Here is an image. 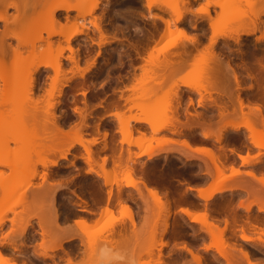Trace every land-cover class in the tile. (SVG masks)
Returning <instances> with one entry per match:
<instances>
[{
  "label": "rangeland",
  "instance_id": "rangeland-1",
  "mask_svg": "<svg viewBox=\"0 0 264 264\" xmlns=\"http://www.w3.org/2000/svg\"><path fill=\"white\" fill-rule=\"evenodd\" d=\"M55 1L56 0H54V2ZM57 1L58 2L56 3H60L59 0ZM63 1L73 6L77 4V1H80V0H63ZM87 1L88 0L83 1L85 2L84 3L85 6L81 5L82 9H86V6H87L86 4H89L91 2L90 0V2L88 1V3H86ZM158 1L160 2L161 6L158 3ZM181 1L182 0H156V2L158 3L156 4V7L154 6L149 10L146 7L147 3L145 2V0H99L98 7L90 15H86L84 17H80L78 11L73 9L67 13L68 21H65L66 13L63 11L62 12L56 11V15L60 19V25L56 24L53 26L52 24V26L50 27H49V24H47L48 18H46L48 15V11L45 10L46 17L44 15V20H40L39 23H37V24H42L43 29L40 32L42 36L40 35V37H42L43 39L47 37V34H46L47 31H45V29L48 30L52 28V31L54 30V31L63 32V31L71 30L74 26H79L81 24H84V27H85L84 35L77 36L70 41V46L74 50V53L71 54L67 49H65L62 52L61 67H62V70L65 72L64 77L70 78L76 72L74 64L68 59L70 56H72L74 60L78 61L79 69H85L86 67L89 66L90 67L89 70L85 72L83 79L79 77H74L71 80V82L68 83L67 86L62 87L61 96H58L57 90L55 88L57 84L55 87H52L53 86L52 79L54 76V72L50 68L46 69L44 67H39L38 70L33 74V78L31 77V75H27V73H23L21 69L20 73L18 74L19 77L12 76V79H11L10 78L11 76H10L8 79L9 81L22 82L23 83L22 86L27 89L31 83L30 87H32V90H33L32 91V98H33L32 100H34L33 103L34 102L36 103V101L39 103V104L37 103L38 105H36L35 114L37 118L40 119V121L42 119L40 117L44 116L42 109L46 110L49 107H51V110L49 108L48 111H50V113H53L54 115L53 121L55 123L57 121L56 124L59 126V128H62V131L67 132V131H70V129L80 127L81 123L84 121V120L82 121L81 116L83 115L85 117L86 124L85 123L84 124L87 127L85 126L83 130L85 133L84 137L87 140L91 138L96 139V144L91 147L92 152H94V155H93L94 163H92L91 168L95 170V172H97L98 174L102 173V170L99 167L101 164V161H100L101 158L109 157V154H110V151L108 149L101 151V148L103 147V142H104L103 137H102V132L104 130L108 131L107 132L108 133L107 142L111 141V144L116 145L115 146L116 150L120 148L121 151L123 150L122 153L126 154L125 150L128 147L127 145H125V143L121 144V147H120L121 136L118 132V124L116 120L114 119V117L109 114L120 110V111H124L125 114L123 116L126 117V119L127 117H129V119L137 117V118H142L146 121H152V122L158 123L162 120V118L159 116L158 111L159 109L162 110L165 108V105H167L166 103H168V101L166 100L170 98V97L167 98V96L165 98L162 91H167V94H170L169 93L170 91H178L181 102H180V106L179 105L177 106L176 111L179 112V113L177 112L179 117L181 118L179 119L181 121L183 120L185 121V118L190 117V115L191 117L192 115L193 117L197 116L196 119H198V121H201V118H202L204 119V121L202 122H205V124H207L206 125L207 127L206 126L204 127L205 131L211 135L213 134V132L214 134L217 133L218 128L221 126V122L220 123L218 122L219 111L220 109H222L221 105H226L224 107L226 108V110H224L223 108V111L226 114L229 113L227 117L231 116L232 118V115H231L232 103H234V99H233V95L231 96V92H233L231 90L233 89L232 88L233 84L230 79V76H228L225 73V69H224L225 64L224 66L223 64H218L215 66V73H216L214 76L215 81L213 80L212 82V84L215 82L214 83L215 85L210 84V87H209L210 89L216 88L217 91H220L219 92L220 94L222 92L221 94L222 97L216 96L217 95L216 92L214 93L213 91V94L211 92V98H208V94L203 93L204 97L202 96L203 99H200V96L194 93L195 91L194 89H196V91H199L198 85H199V80L201 76L200 66H201L202 58L204 54L201 50H204L203 48L209 45L210 43L209 40L212 35L217 36V41L212 47V52L215 54L218 53L220 56H223L222 63H226L225 60H228L229 63L231 62L230 64L232 65V67L233 68L235 67L234 69H236L235 72L237 73V76L242 77V78L239 77L240 79L239 83L241 84L239 86L240 88L237 90H238V94L240 98L243 99L244 104L252 106L253 101L256 103L261 102L260 105H263V108H264V97L261 98L260 96L258 97L256 96L258 95L257 93L258 89L256 88V85L254 84L255 83L254 78H252V75H254L257 72L255 67L253 66V64L255 63V59L259 58L261 54L264 55V50H262L264 49V43H263L264 41L257 42L256 40L262 37V35H264V14L261 15L260 17V21L258 23V28H259L258 31L254 32L251 35H241L239 39H237L238 41L237 40L235 41L234 39H230L227 37V35H229L228 32L231 33L232 31V33H234V30L238 27V23L241 20H244L245 22L247 20L249 21L247 17H250L249 6L243 0L239 1L240 3L236 4L235 6L232 3V0H226V2L224 1L225 4H223L222 7H213V6L206 7L205 0H188L189 4L186 5L187 7H184L181 4ZM48 2L51 3V0L47 1V3L45 4L46 5L45 7H47ZM43 3L45 2L43 1ZM61 3H62V0H61ZM173 3L177 4L180 10H182V12L186 9L190 11L189 12L190 14L186 12L185 14L186 16H184L185 18L183 19L184 21L182 20L181 22H178V23H175L174 21L171 22L172 21L171 14L168 12H162L159 9V7L161 8L164 7L165 4L173 5ZM57 5L54 4V6H57ZM43 6L41 4L40 7H38L39 11L36 10L37 9L36 8L33 12H30L32 16L29 15L30 17L27 20V22L25 21V19H27L28 16L27 18L23 20V22L25 21L28 24L26 25L24 22L22 23V26L23 24H25L23 27L28 26L29 23H31V22H28L29 20L32 21L33 19H37L39 18V15L44 14L43 10L45 7L43 8ZM49 8L51 7L49 6L46 9H49ZM204 8L208 10L210 17H212L211 19H213L211 20L214 24L212 27L211 26L209 27L208 25L209 23L207 22L208 19H204L206 17H203L204 13H202V11ZM36 11H37V15L35 13ZM14 15H16L15 10L12 8H8L7 10L8 19L13 17ZM153 15H159V16L161 15L160 17L170 22L171 26H169L170 28L168 30L169 32L168 31H167L168 33L166 32L167 34L164 32L165 31L164 25L160 21L154 20L152 18ZM200 16L201 18H199ZM95 20L97 21V23H99V26L101 27L100 30L103 32L106 38H108L106 39V42L103 44H100V41H99V37H100L99 31L96 30L94 26L92 25V22ZM191 24L194 26H192ZM3 26H4L3 23L0 22V34L4 30ZM26 28H24L25 30L24 37H25V42L28 43L27 41L28 39L26 40V38H28L30 35V30L28 31V28L30 27L28 26ZM26 30L28 31L27 34L29 33L28 36L26 35ZM162 30H164L163 32L165 33V35L161 37V34L163 33ZM181 31L184 34H181ZM63 37H64V33H61V35L55 34L49 38V40H51V43H52V52L51 50L48 51L51 54L50 56H52L48 58L50 59V61L56 55L55 51H56L58 43L61 44L63 47L66 46V42ZM186 38L187 39L189 38L197 39L195 41L198 42V44H195V42H194L195 45L192 42L189 43V41H187ZM6 44H10L12 47H14L17 45V42L14 39L8 38L6 39ZM190 44L192 46L197 45L196 47H194L195 50H193L194 48H192ZM36 45L42 47L39 50L37 49L38 51L41 52V49L44 50L43 41H39L38 43L36 42ZM183 45L186 47L185 51L188 50V48L190 47L191 48L189 49L190 52L187 51L188 53L186 56L188 57L181 56L182 57L181 59L178 56L180 52L182 51L179 49H182ZM163 47H165V50L161 52L160 49ZM23 48L20 47V51L22 52L21 57H25L24 62L29 63L30 59L28 58L29 56L27 54L29 50L27 52L25 51V49L27 50V48L29 49V47L27 46V48L26 47H23ZM253 48L256 49V51H253V55H251ZM149 49L153 50V55L155 54L159 55L161 53L159 55L160 58L163 59L162 56H164L167 58H171V60L175 62H178L179 63L178 68L172 73V75L170 76L166 84L158 90H155L153 88V84L150 82V79L149 80L146 79V76L143 77L145 78V80L143 79L144 81L140 83L141 85L140 84L138 85L137 87L138 90L136 92V94H138L137 95L138 98L135 103L138 104V107L132 108L131 110L128 111L127 108L129 107L130 104L128 102H125V98L131 94L129 90H127V88L134 83L133 78L136 77L137 79L138 76H141L140 75L141 73L142 74L144 73L143 71H141L140 68H141V65L144 64V62L142 63V61H143V58L145 59L146 55H148L147 52H149ZM178 50L179 52H177ZM6 54L7 55L0 57V61L3 62L9 68L12 58L9 55L10 53L6 52ZM43 54H45V55H42L44 57L47 55L46 53H43ZM158 55H157V58H159ZM26 58L29 60V62L26 60ZM46 58L45 59L43 58V59L47 61ZM14 61L16 62L17 60L15 59ZM127 64H132L133 66H136V69L132 70L133 74L129 76L126 80H123L122 84H120L121 92L119 94V97L116 99L115 97L112 96L111 98H106L105 100L103 99V101H100V99L103 98V92L109 90L108 85H106V83L103 80H109L107 77L109 75H112L115 73H124L125 70L128 69V67L126 66ZM113 66H119L120 68L112 70L111 68ZM250 68L253 70L252 73L253 72L255 73L253 74L250 73L251 72ZM248 69H250L249 74L247 72ZM245 70L247 73L245 72ZM105 71H106L107 76L103 75ZM29 76L31 78H29ZM81 80L84 81L83 90L86 91L84 96L80 95L81 90L77 91L78 92L77 93L76 91H73L71 88H68L70 87L69 85H71L72 87L74 83H76L77 81L79 82ZM250 85H253V86H250ZM3 86L4 84L0 81V94L4 93V91H2ZM25 91L23 92L17 91L18 93H15V91H13L14 92L13 94L16 96L15 98H13L12 95H11L12 97L9 95L7 97V101H8L7 103L5 100L6 98L4 99L1 96L4 94L0 95L2 97V98L0 97V115L2 114V117L0 116V127H7L8 125L14 126L12 125L14 123L17 124L18 126H20L21 123L25 124V122H23L22 120L23 113L25 114V111H28L30 109L32 110V107L34 106L31 103L28 104V101L26 98L27 94H25L28 91L26 92ZM146 91L147 92L148 91H158V93L153 95V93L150 92L151 95L148 96L150 93L148 92L149 94H147ZM223 94H225V96ZM11 98L12 100H15L13 106L11 103ZM36 98H41V102H40V99H36ZM188 98H191V101H192L191 105L188 103ZM256 99H259V100L257 101ZM108 100H111V101H108ZM24 102L26 103L24 104ZM213 102L217 106H215ZM20 103L22 104L20 105ZM47 105H49V107H46ZM218 105L221 108H218ZM28 106H30L31 108ZM100 106H102L103 108H99ZM26 107H28V109ZM70 109H72V111ZM243 110L244 112L248 111L246 107L243 108ZM10 112H11V116L13 115L12 117H14V118H10L12 120L9 119V121L11 122L13 121L12 124L9 121H6V118H5V116H7L6 114ZM79 113L81 115H79ZM9 116L10 114L7 117ZM16 117L19 119H16ZM231 118L229 117L228 119L231 120ZM14 119L16 121H14ZM234 119L235 118H233L232 121H229V120L227 121L232 122L233 124H237L239 120L237 119L235 121ZM129 125L134 129L141 128L140 131L144 129L143 131L147 135L146 137L147 138L150 137L151 132L147 125L142 124V123H134L131 120H130ZM96 126H98V129H96ZM196 126H199V125H197L196 123V125L193 126L196 129L192 128V130L190 131L180 130L181 135L180 133L177 134L178 132H176V134H174L173 136V133L162 131L154 135L153 137H155L154 139L156 138L159 139L162 137V135L164 136L166 134L167 136L165 137L167 138L171 137L170 139H174V140L177 139L176 140L177 142L178 141L181 142V140L186 139L187 137L192 147L196 146L195 144L193 145L192 143L197 142L198 144L197 147H202V146L208 147L217 152L219 150L217 146L221 147L222 149H224V152H225L224 153L225 157L222 156L223 155L222 154L221 160L223 161V163L225 161L224 165H226L225 166L226 175H227L228 166L230 167V165L232 166V164L234 165V168L238 169L239 171L243 170L242 166L244 165L241 163L242 165L239 166L237 161L234 159V157H237V154L242 155L246 151L250 155L254 156L255 154V156L257 157L256 159L257 160L259 159L260 161V157H261L260 151L264 153L262 149L258 150L257 148L251 145L250 141L247 140L248 139L247 137L248 135H246L247 132L243 129L242 126L238 127L236 132L235 131L231 132L230 127L226 126L225 127L226 130L224 129V131H222V133L224 132L223 137L226 134L225 135L226 139L224 140L223 138L221 142L213 141L214 140L213 138H212L213 140L204 138L205 141L197 138L196 132H198V130L200 129L199 127H196ZM16 132H18V129L16 130ZM109 134L112 136L111 139H110ZM243 134L246 136H243ZM10 136H11L10 132H6L5 130L4 131L2 130L0 132V144H1L0 145V151H1L0 158H4L5 156H8V155H9L8 157L10 156L13 157L12 154H15V152L23 153L21 147H19L21 146L19 144L21 143L20 141L22 140H19L18 142L20 143L18 144V142H16L15 139L11 140L12 139L11 138L9 140ZM20 136L21 135H19L18 137L17 135L18 138H20ZM138 136H139L138 133L134 131L131 135V138L134 139ZM222 143L224 144V147L226 149L231 150L232 148L234 152L230 150L227 151L222 146L223 145ZM151 144L155 145L154 141H152ZM75 146L76 147L72 148L68 152L66 160L59 159L57 152L53 154H48L47 159L48 160L57 159L59 165L56 167L47 166L44 168L41 165L37 164L35 167L37 175L30 180V185H27V179L30 176V173H29L30 170L26 171L25 169L24 170L25 173H21L20 175L18 174V176L15 177V176H9L10 170L7 167L0 165V182H3V184L6 183V186H7L5 187L6 190L4 193L0 191V213L5 212L3 215V223L0 225V252L5 258H7V262L9 261V263L7 264H11V263L19 264L21 260H23V258H21L20 256H25V255L24 253L20 252V250L31 247V245L36 241L37 231L41 232L43 243L44 241H46L47 237H51V233L54 232V231L48 232L49 229L46 227V224L45 225L43 224L42 228H39L37 225V221H38L37 217L41 219L40 216L41 214L43 215V213H41L43 204H41L39 205V208L36 209V211L32 212L33 216L31 217V222L33 224V227H32L33 229L31 230V228H29L27 232H25L23 235L20 236L18 240L15 241L14 247L18 249L13 250V247H11L9 244V241H10L9 239L11 238V234H12L11 220L18 219L22 214H21L20 206H15L13 208L14 211L13 210L11 211L12 204L14 202L13 200L15 197L13 195L14 193H10L11 190L14 192L16 191V193L25 191L26 193L25 200L32 201L34 203L41 202L40 198L38 197H42V196L33 198L34 196H32V193L38 192V190L39 192L40 190H44V191L47 190V193L44 192L46 199L43 197L45 200L43 209L46 210V207L48 206V203L50 202V200L51 202L53 201L52 204L56 205V208L58 210L57 211L58 217H57L56 223L59 229L62 230V233L61 232L60 233L63 234V237H66V238L73 237L78 232V229L76 228L75 224L73 227H70V228H66L63 225V222L67 221L69 218H74L75 221L80 218L84 219L86 222L90 224V228L88 230H91L93 228L92 226L94 222L100 219L101 212L103 209V205H102L103 199H104L103 196L105 195L104 192L105 190L108 189V186L107 187L103 186L102 185L103 179H101L100 177L94 176L95 175L94 173H91L90 175L85 174V172L88 171L89 169L88 165L84 161V158L86 156L85 152L78 145H75ZM178 146L180 147L178 149L181 150L182 147L180 145ZM169 147H172V145L171 146L169 145ZM167 148L168 146H163V148H161V151L157 152V154L153 157V161H149L147 159L148 158L147 155H141L139 157H136V159L133 158V162H131L132 164L130 163L132 167L131 166L130 167L135 172L134 179L138 180V177H139L141 180H144L147 183L145 175H147L148 173L149 174L151 173L152 178H153V181H152L153 186L157 188L159 193L163 194L162 196L165 195L166 197L169 195L167 198H170L172 196L173 198H175L173 200H176V198L177 199L180 198L178 192H180L181 190V194H180L182 195L181 197L186 202H189V204L191 203V205L192 204L196 205L200 209L204 208L203 206H205L206 209L208 208L207 210H209L210 208L211 210L210 215H212L213 213L212 216H216L215 219H217L216 222H218L217 224L219 225V227L220 226L223 227V221L225 220V216L226 218H228L227 220H230L231 219L230 217L232 215H235L237 222L235 223L234 226L230 227L228 231L226 232L225 237H224V239H226V243L229 246H232L233 244L235 248H242V249L247 250L250 253L251 259L253 262H256V263L261 262V264H264V246L261 242L257 240V237L261 233L264 234V212L263 211L258 212L257 210H253V207H252L254 205L253 200L251 201V199L247 200L248 198L247 199L244 198V195H243L244 192L242 191L241 192L234 191L233 193L226 192L224 195L215 196L213 199L207 202L203 201L202 199L198 197L196 198L195 196H193L192 194L194 192L193 190L192 191L185 190L184 192L183 189L186 186H190L191 188H194L195 184L197 183V182H184L185 179L182 178V175L184 173L190 174V173H194L195 171L201 170V169H203V171L206 174L210 172L209 173L210 182L208 183V185H210L211 182L213 181L212 179L213 176L210 177V174L212 175L211 167H210V171H208V169L204 167L205 162H207L208 160L203 155H200L194 152L192 155H194L193 157L195 159L193 158L194 160L192 159L190 161H186V159L184 160L183 156H181L178 152H176L177 150L176 151L173 150L174 152L173 151L170 152L171 154L165 153L163 149L166 150ZM173 148H176V147L173 145ZM216 148L218 150H216ZM128 149L131 151V153H140V150H138V148L133 145L129 146ZM155 153H156V149L154 150V154ZM228 153H230L231 156H228ZM73 155L75 156V159L73 160V163L71 164L70 162L73 159L72 158ZM177 157L179 158L178 160L176 159ZM153 162L155 163V166H156L155 167L156 170H154L155 173L153 170H150V168L152 167L151 165L154 164ZM202 163L204 164V166ZM111 168H112L111 162L108 161L105 169L112 171V173H114L116 176L115 180L119 179L118 181L122 183L123 181L120 180V178L122 179L121 172L112 170ZM206 169H207V172H206ZM43 173H46L45 180H43L41 177ZM174 178L175 180L178 179L179 181L177 180L174 182L172 180ZM229 180H232V178ZM234 180L242 181L240 178L237 180L236 179ZM227 182L229 181L227 180ZM179 183H182V184H179ZM229 183L230 184L224 183L225 188H229L230 185L233 186L231 182ZM174 184L175 185L179 184V185H177L175 188L172 189V191H170V189L168 188L169 185H174ZM47 187H50V188L52 187L53 189L56 188V190L54 189L53 191L55 192L52 193V192H49L48 189H46ZM111 189H112V192L116 193L115 184L111 185ZM165 191H166V194H164ZM119 193L121 194V198H123V201L125 200L127 202L125 203L126 205L128 206L130 204L132 205V207L131 205L129 207L130 209L132 208L131 211H133L132 214H133V219H134L135 226H136V228L133 231H136V232H132V233L133 234L136 233L134 234L135 237L129 232V230L132 231L131 230L132 228L129 225V222L127 221V219L124 217L122 218V215L120 214V209L118 208L119 206H117L116 204L117 207L115 205L114 206L112 205L113 206V209H112L113 217L117 219L122 218L121 220H123L122 222L125 224V226L123 223L120 225V226H123L122 228L123 233L125 231L130 233V235L126 233L128 235V237L126 236L127 238L125 237L124 234H123L124 238L122 239V236H123L122 234L118 235L117 237L116 235H108L107 233H105L103 234V236L98 237L96 246L94 245L93 248L90 250L89 247L87 246L86 238L82 235L81 240L76 239V241L70 243L69 245L70 246L69 248L74 249V251L76 252L75 256L69 255L68 253H66L63 257H56V256L51 257L47 255L46 257L40 258L36 256V254L35 256L43 260L50 259L51 264H58L57 260H61L62 258L66 259V264H121L122 260L120 256L116 255V250L122 246H125V247H128V249L132 251L133 256L129 260L123 262V264H154L153 262L154 260L152 257L154 256L155 253H157V250L159 248L161 250L160 252L161 261H163L162 264H172V263L173 264H195L194 261H192L191 257L184 251L183 252L185 254L178 253L177 251H174V250H171L170 252L167 251L168 247H170L171 245L172 246L177 245L181 247L184 243L185 246H188V247L190 246L191 249L193 248L192 250L194 253L201 255L203 257V260H205V264H208L207 261H209L210 264H225V261L221 259V257L218 255L217 252H215L214 249L211 248L210 250L204 251V247L209 246L210 244L211 245L215 244V245L222 247L223 249H227V248L223 245L222 241L218 240L217 242H212L210 238L205 234V232L200 228L198 223L191 222L183 214L177 212L176 215L173 214V216L169 219V223H173L175 221L174 222L175 224L173 225V232L175 234L178 231L175 232L174 230H179L180 234L179 233L178 234L180 235V237L177 236L176 237L177 239H172L173 236L175 238V235L172 236V234L169 233L167 235H171L172 238H170V236H167L166 234L162 238H160L159 235L161 234L160 232L162 230L161 229L162 227H160L161 224L158 228V230L159 229L161 230L159 231L157 230L158 235L157 233L155 235L150 233V228H149V223H148L150 219V218L148 219L150 211L145 210L144 203L142 202L140 197L137 195L136 191H134L133 188H130V187L127 188V187L121 186ZM74 194L75 195L77 194L81 200H85V201H87L88 198L90 199L93 198L94 201L97 202V204L102 206V208L100 210L96 209V214L88 218L85 216L84 213H79L75 211V209L80 208V207L75 206L74 205L75 203H80L81 205H84V204L81 203L79 200H77V198L73 196ZM43 198L41 199L43 200ZM113 198H114V195H113ZM239 200H242V201L244 200L243 201L244 204L251 205L249 212H245L244 209H241L238 206ZM226 201H228V204L230 201V204L232 205L229 204L228 206H231L233 211H231L232 209H229V207H227ZM225 203L226 205H224ZM259 203H261L259 204V206H262L264 208V197L259 201ZM149 204L151 205L150 199H148V205ZM86 205H89V207H91L92 209L95 208V206H92L89 203ZM223 207H224V210L225 208H228L226 209L227 211L225 210V213H227L229 210L228 212L229 214L224 213ZM174 208H172V210H174ZM213 209L218 213H214L215 211L212 212ZM46 213H44L45 216H46ZM227 215H229V217ZM179 216L181 218H179ZM22 217H24V215ZM176 219L178 221H176ZM101 220H102L101 222L105 221L103 220V218ZM126 222H128V225H126ZM137 222H140V223H137ZM176 225L178 227H176ZM242 225L244 228L241 227ZM120 226H118L119 229H120ZM124 227L126 229L125 231H124ZM241 228L244 229L243 233L241 232L242 231ZM115 229L117 232L118 229L116 227ZM242 234L248 238H251L252 241L242 240L241 238ZM153 238H155L156 241H154ZM261 238H263V236H261ZM120 239L121 241L124 240L123 242H125V244H122ZM159 240L163 242H167L166 243L167 245L159 247V245H157ZM51 241H52V244L50 245H45L43 243L39 245L38 247H40V249L35 250L34 253L39 252L41 249L43 250V248L45 249L47 248L46 250L48 251L49 248L56 245V241L54 240H51ZM102 242H104L103 246H101V244H103ZM146 242H147V246L148 244L151 243V245H149L151 248H148L145 245ZM154 244H155V248H153ZM9 247H11V249ZM148 251L151 252L152 257L151 256L149 257L150 254L148 253Z\"/></svg>",
  "mask_w": 264,
  "mask_h": 264
},
{
  "label": "bare ground",
  "instance_id": "bare-ground-1",
  "mask_svg": "<svg viewBox=\"0 0 264 264\" xmlns=\"http://www.w3.org/2000/svg\"><path fill=\"white\" fill-rule=\"evenodd\" d=\"M43 1L45 3H43ZM47 1L48 0H42V1L41 0H0V22H2L3 25H4L3 26L4 30L0 34V57H3L4 55H7L6 52H8V53H10L9 55L12 58L9 68L3 62L0 61V81L4 84L3 89H2V91H4V93H1V94H4V95H1V94L0 95L4 99L6 98L5 100H6V103H7L8 102L7 101V97L9 95L10 96L12 95L13 98H15L16 95L13 94L14 93L13 91H15V93H18L17 91H20V92L22 91L23 92V91L26 90V91H28L27 93H25V94H27L26 98H27L28 104L31 103V104L34 105L32 107V110L30 109L28 111H25V114L23 113L22 120H23V122H25V124L21 123L20 126H18L15 123L12 124L13 121L12 122L9 121L10 118H14V117H12L13 115L11 116V112L6 114L7 116L9 114L11 116V117L10 116L9 117L5 116L6 121H9L14 126H11V125L9 126L8 125L7 127H0V132L2 130L3 131L5 130L6 132H10L11 136H10L9 140L11 138H12L11 140L15 139L16 142H18L19 140H22V141H20L21 143L18 142V144L20 143L19 145H21V146H19V147H21L23 153L15 152V154H12L13 157H11V156L8 157L9 156L8 155V156H5L4 158H0V165L4 166V167H7L10 170V175L9 176H15L16 177V176H18V174L20 175L21 173H25V171H24L25 169H26V171L30 170V172H29L30 176L27 179V185H30V180L37 175L36 168H35L37 164L41 165L44 168L47 167V166L56 167V166L59 165L57 159L48 160L47 159V155L48 154H53V153L57 152L58 156H59V159L66 160L68 152L72 148L76 147L75 145H78L79 147H81L84 150L85 155H86L85 158H84V161L89 167L88 171L85 170L86 171L85 174L90 175L91 173H94L95 174L94 176H97V177H100L101 179H103V184H102L103 186H106V187L108 186V189L105 190V192H104L105 195L103 196L104 199H103V203H102L103 209H102V212H101V217H100V219H98V220H96L94 222V224L92 226L93 228L91 230H88L90 228V224L88 222H86L84 219L80 218V219H78V220H76L74 222L76 228L78 229L77 234H75L73 237H70V239L69 238H64V239L58 241L57 245H55L54 247L49 248V250H51L52 248H60L63 243H66V242H68V241H70L72 239L81 240L82 239V237H81L82 235L86 238L87 246L91 250L94 245L96 246V243L98 241L97 240L98 237L103 236V234H105V233H107L108 235H116L117 237L120 234H122V235L124 234L125 237L126 236L128 237V235H130V233L132 235L136 234V233H134V234L132 233V232H136V231H133L136 228V226H135V222H134V219H133V214H132L133 211H131L132 208L130 209V207H129L131 204L129 206L126 205L125 203H127V202L125 200H124L125 202L123 201V198H121V194L119 193V190H120L121 186H124V187H127V188L128 187L133 188L134 191H136L137 195L142 200V202L144 203L145 210H149L150 211V214H149V217H148V219L149 218L150 219H149L148 223H149V228H150V233L151 234L155 235L157 233V230H158L160 224H161L160 227H162L161 228L162 230L159 229V230H161V232H160L161 234L159 235L160 238H162L165 234L167 235L169 233L172 234V236L175 235V238H174V236L172 238L171 235H167V236H170V238H172V239H177L176 238L177 236L180 237L179 230H174L175 232L178 231V232H176L177 234L176 233L174 234V232H173V225L175 224L174 223L175 221L174 222L172 221L173 223H169V219L173 216V214L176 215V213L179 212V213L183 214L185 217H187V219H189L191 222L198 223L200 228L205 232V234L210 238V240L212 242H217L218 240L222 241L223 245L227 248V249H223L222 247L212 243L213 245L210 244L209 246H205L204 247V251L205 250H210L211 248L214 249L215 252H217L218 255L221 257V259H223L225 261V264H261V262L260 263L253 262L252 259H251V255H250V253L247 250L242 249V248H235V246L233 244H232V246H229L226 243V239H224L226 232L228 231V229L230 227L234 226L235 223L237 222V219H236L235 215H232V216L230 215L231 216L230 220H227L228 218H226V216H225V220L223 219L224 220L223 221V227L220 226L221 227L220 228L219 225L217 224L218 222H216L217 221V219H215L216 216H212L213 213H212V215H210L211 214L210 213L211 212L210 208H209V210H207L208 208L206 209V207L203 206L204 208L200 209L196 205H193V204L191 205V203L189 204V202H186L181 197L182 196V195H180L181 194V190H180V192H178L180 198H178V199L176 198V200H173L175 198H173L172 196H171L172 198L171 197L167 198L169 195L166 196V197H165V195L162 196L163 194L159 193L157 188L154 187L153 185L152 186L148 185L144 180H141L139 177H138V180H135L134 179L135 172L133 171V169L131 168L132 166L130 165V163L133 162V158L136 159V157H139L141 155H147V157H148L147 159L149 161H153V157L157 154V152L161 151V148H163V146H168V148L166 150L163 149L165 151V153H170L173 150L174 151L177 150L176 152H178L181 156H183L184 160L186 159V161L192 160L194 158L193 157L194 155H192V154L195 152V153L203 155V156H205L207 158L208 161L205 162V166H204L203 163L202 164H203L204 167H206L208 169V171H210V167H211L212 175L210 174V177L213 176V178H212L213 181L210 184L211 188L208 189V190H201V189L191 188L190 186H186L183 189L184 192H185V190L197 191V197L202 199L205 202L213 199L215 196H222L226 192L233 193L234 191H240V192L242 191V192H244L247 195L248 198L249 197L252 198L251 201L252 200H256V201H253V203L258 202V200L260 201L264 197V174H263V172L260 170L262 172V174H260L259 177H258V173H256V175H257L256 176L255 173L250 171L251 169L249 171H245V173H244L245 177L248 176V178H251L252 180H255V182H257V185H258V183H260L259 185L261 186V188L255 187V185H253L252 182H249L250 184L252 183L250 185L246 181L247 178L245 179L244 174L242 172H240L238 169L234 168V165L232 163H231L232 166L231 165H230V167L228 166L230 173L228 172L229 175H226L225 174V172H226L225 171V169H226L225 166L226 165H224L225 161L223 163V161L221 160V155L223 154L222 156H224L225 152H224V149H222L221 147H218L219 150L216 148V150H218V152H217V151H214V150H212V149H210L208 147H203V146L202 147H197V145H198L197 142L196 143H192L193 145L194 144L196 145L195 147H192L190 145L187 137H186V139L181 140V142L180 141L177 142L176 141L177 139L176 140L170 139L171 137L170 138L165 137V136H167L166 134L164 136L162 135V137L159 138V139H157V138L154 139L155 137H153L154 135H156V134H158V133H160L162 131H167L169 133H173V136H174V134H176V132H178L177 134H179L180 130H188V131H190V130H192V128H195L193 126H195L196 123H197V125H199V126H196V127H199L200 130L202 129L200 133H201V136L203 138L209 139V140L213 138L214 139V140L212 139L213 141L221 142L223 138H224V140L226 139L225 138L226 134L223 137V133L224 132L222 133V131H224L226 126L230 127L231 132H233V131L236 132L238 127L242 126L243 129L247 132V134L245 132V134L248 135L247 136L248 139L247 138L246 139L248 141H250L251 145L253 147L257 148L258 150L262 149L264 151V108H263V105H260L261 102L260 103H256L254 101H253L252 106L244 104V101H243L242 98H240V96L238 94V90H237V89L240 88L239 86H240L241 83H239V80H240L239 77L240 76H237V73L235 72L236 69H234L235 67L233 68L232 65L230 64L231 62L229 63L228 60H225L226 63H222V57L223 56H220L218 53L215 54V53L212 52V47L217 41V36L216 35H212L210 40H209L210 41L209 45L208 46L206 45L207 47H204L203 48L204 50H201L204 54H203L202 63H201V66H200L201 67L200 68L201 69L200 70L201 71L200 72L201 76H200L199 85H198V90L199 91H196V89H194L195 90L194 93L198 94L200 96V99H203V97H204L203 93L208 94V98H211V92L213 94V91H214V93L216 92V94H217L216 96L222 97V95H221L222 92L220 94L219 93L220 91H217L216 88L215 89H210L209 87H210V84H212V82H213V80L215 78L214 77L215 74H216L215 73V66L218 65V64H223V66H224V64H225V66H224L225 73L228 76H230V79H231L232 84H233L232 85L233 87L231 86L233 88L231 90V91H233V92H231V96L233 95V99H234V103H232V113H231L232 118H231V116H229L231 118V120L228 119L229 117H227V115H229V113L226 114L223 111V108L226 105H221L222 109H220V111H219V120H218L219 123L221 122V126L218 128V130H217L218 132L216 131L217 133L214 134V132H213V134L211 135V134H209L208 132L205 131L204 127L207 124H205V122H202V121H204V119H202V118H201V121H198V119H196L197 116L193 117V115H192V117H191V115L189 113L191 118L190 117H186L188 119L185 118V121L184 120L183 121L180 120L181 118L178 115L179 112L176 111L177 106L178 105L180 106V102H181L180 95H179L178 91H170L169 92L170 94H167V91H162V93H163L165 98H166V96H167V98L168 97H170V98H168L166 100V101H168V103H166L167 105H165V108L164 109L161 108L162 110L159 109V111H158L159 116L162 118V120L160 122H158V123H155V122H152V121H146V120H144L142 118H137V117H134V118L130 117L131 119H129V117H127V119H126V117L123 116L125 114L124 111H120V110L117 111V112L109 114V115H112L114 117V119L116 120V122L118 124V132H119V134L121 136L120 147H121V144H124V143L128 147L133 145V146L137 147L138 150H140V153H131V151L128 149V147L125 150L126 154H123L122 153L123 150L121 151L120 148L116 150V148H115L116 145L111 144V141L107 142V137H108V133L107 132L108 131L104 130L102 132V137H103V141L104 142H103V147L101 148V151H104V150L108 149L110 151V154H109V157H102L101 158V160H100L101 164H100L99 167L101 168L102 173L98 174L97 172H95V170H93L91 168L92 163H94V158H93L94 152H92L91 147L96 144V139L95 138H91L89 140L85 139V137H84L85 133L83 131L85 126H86L85 125L86 124L85 123V117L83 115L81 116L82 121L83 120L84 121L81 123L80 127H77V128H74V129H70V131H67V132L65 131L64 132V131H62V128H59V126L56 124L57 121H56V123L53 121V118H54L53 116L54 115H53V113H50V111H48L49 108L51 110V107H49V105H47L46 107H49V108L46 109V110L42 109V112H43L44 116L42 115L43 117H40V118H42L41 121H40V119H38L36 114H35L36 105H38L39 103L37 101H36V103L35 102L33 103V101H34V100H32L33 99L32 98V91L33 90H32V87H30L31 83H30V85H29V87L27 89V88H24L22 86L23 83L20 82V81H15L14 82V81H9L8 80L10 76H11L10 77L11 79H12V76L19 77L18 74L20 73L21 69H22L23 73H27V75H31V77L33 78V74L38 70L39 67H44L46 69L50 68L54 72V76H53V79H52V84H53L52 87H55L56 84H57V86L55 88L57 90L58 96H61L62 87L67 86L68 83L71 82V80L74 77H79V78L83 79L85 72H87L89 70V68H90L88 66L85 69H79L78 61L74 60V58L72 56H70L68 58L74 64L75 70H76V72L72 75V77L65 78L64 77L65 72L62 70V67H61L62 52L65 49H67L71 54L74 53V50L70 46V41L73 38L77 37V36H81V35L85 34L84 24H81L79 26H74L71 30H67V31H63V32L62 31H54V30L52 31V28L48 29V30L45 29V31H47V33H46L47 37L45 39H43L42 37H40V35H41L40 32L43 29L42 24H37V23H39L40 20H44V15L46 17L45 10L48 11V15H49V16L47 15V17H46V18H48L47 24H49V27L52 26V24H53V26L56 25V24L60 25V19L56 15V11H61V12L63 11V12L66 13L65 21H68L67 13L70 10H73V9L78 11L80 17H84L86 15H90L98 7L99 0H91V2H90V0H88L90 3L86 4L87 5L86 9H82L81 8V5H84V3H85V2H83L84 0L77 1V4H75L73 6L69 5L68 3H65V1H63V0H62V3H61V0H59L60 3H56V2H58L57 0L55 2H54V0H53V2L51 0V3L48 2L47 7H45L46 6L45 4L47 3ZM88 1L86 3H88ZM224 1L226 2V0H205V4H206V7L207 6H210V7L211 6H213V7H222L223 4H225ZM239 1H241V0H232V3L235 6L236 4L240 3ZM243 1L249 6L250 17L251 18L247 17V19H249V21L247 20L246 22L244 20H241L238 23V27L234 30V33H232V31H231V33L228 32L229 35L226 34L228 38L234 39L235 41L237 39H239V37L241 35H251L254 32L258 31V29H259L258 28V23L260 21V17H261V15L264 14V0H243ZM82 2H83V4H82ZM145 2L147 3L146 7L149 10L152 7H154V6L156 7V4H158V3L160 4V2L158 1V3H157L156 0H145ZM41 4H42V6L44 5L43 8L45 7L44 10H43L44 14L39 15V18H37V19H33L32 21H30V20L28 21V22H31L28 25L30 27V28H28V31L30 30V35H29L28 38H26V40L28 39L27 40L28 43H26L25 42V37H24V31H25L24 28H26L28 26H25V27H23V26L25 24L26 25L28 24L26 22L29 19V17L32 16L30 12H33L36 8H37L36 10H38V7H40ZM54 4L55 5L58 4V5L54 6ZM181 4L184 7H187L186 5H188L189 2H188V0H182ZM49 6L52 8V9L49 8L51 11L49 9H46ZM160 6H161V4H160ZM255 7H257V8H255ZM8 8H12L16 12V15L11 17L10 19H8V17H7ZM159 9L162 12L170 13L171 16H172L171 17L172 18L171 22L174 21L175 23L181 22L185 18L184 16H186L185 15L186 12H188V13L190 12L187 9L182 12V10H180L179 6L177 4H174V3H173V5L172 4H168V5L165 4L164 7H162V8L159 7ZM35 13L37 15V11ZM202 13H204L203 17H206L204 19H208L207 22L209 23L208 24L209 27L210 26L212 27L214 24H213V22L211 20H213V19H211L212 17H210V14H209L208 10L206 8H204ZM27 16H28V18H27ZM160 16L159 15H153L152 18L154 20L160 21L164 25V30L165 31L162 30V32L164 31L166 33L169 30V28H170L169 26H171L170 22L167 21V20H164ZM25 18H27V19H25ZM199 18H201V16ZM24 19H25L26 22L24 21L25 24H23V26H22V23H24L23 22ZM92 25L100 33L99 34V36H100L99 37L100 44L105 43L106 39H108V38H106V36L100 30L101 27L99 26V23H97V21L95 20V21L92 22ZM192 26H194V25H192ZM45 28H47V27H45ZM180 30H181V28H180ZM28 31L26 30V35L27 36L29 34V33L27 34ZM182 31H181V34H184L183 33L184 31L183 32ZM164 32L161 34V37L165 35ZM61 33H64V37L63 38H64V40L66 42V46L63 47L61 44L58 43L56 51H55L56 55L50 61V59H48V58H50L52 56H50L51 54L48 51L51 50V52H52V43H51V40H49V38L51 36L55 35V34H57V35L60 34L61 35ZM185 33H186V31H185ZM211 34H212V32H211ZM159 37H160V35H159ZM8 38L16 40L17 45L12 47L10 44H6V39H8ZM186 40L189 41V43L192 42L194 44V42H195V44H198V42L195 41L197 39H194V38L193 39H191V38L187 39L186 38ZM256 40H257V42H260V41L263 42L264 41V35H262V37H260V38H258ZM39 41H43V44H44V47H43L44 50L41 49V52L38 51V50L40 48H42V47L36 45V42L38 43ZM27 46L29 47V49L27 48ZM183 46H182V49H179V50H182L180 52L179 56H178L181 59H182V57H188L186 55H187L188 52H190L189 49L191 48L190 47V48H188V50L185 51L186 47L184 46L185 47L184 48ZM196 46H192V48H194ZM20 47H22V48L26 47L27 48V50L25 49L26 52L29 50L28 51L29 53L27 52V54L29 56L28 58L30 59V62L26 58V60L29 63H25L24 62V58L25 57H21V53L22 52L20 51ZM54 48H53V50H54ZM161 49H160V51L162 52L163 50H165V47H163ZM179 50L177 52H179ZM193 50H195V48ZM262 50H264V49H262ZM44 51H46V52H44ZM213 51H214V49H213ZM253 51H256V49H254V48L252 49V52H251L252 54L251 55H253ZM42 52L46 53L47 55L45 57L42 56V55H45ZM147 53H148V55H146L145 59L143 58V61H142V63L144 62V64L141 65V68H140L141 71H143L144 73L143 74L141 73L140 74L141 76H138L137 79H136V77L133 78L134 79V83L127 88V90H129V92L131 94V95H128L125 98V102H128L130 104L129 107L127 108L128 111L131 110L132 108H137L138 107V104L135 103L137 98H138V96H137L138 94H136V92L138 90L137 89L138 85L142 81L145 80V78H143V77L146 76V79H148V80L150 79V82L153 84V88L155 90H158V89H160L161 87H163L166 84V82L169 80V78L172 75V73L178 68V65H179L178 62H175V61L171 60V58H167V57H164V56H162L163 59L160 58L159 55L161 53L159 55L158 54L153 55V50L152 49L151 50L149 49V52H147ZM261 53H262V51H261ZM48 55H49V57H48ZM157 55H158L159 58H157ZM41 56L44 59L47 57L46 58L47 61H45ZM26 57H27V55H26ZM40 58H41V60H40ZM15 59L17 60L16 62L14 61ZM253 66L255 67V69L257 71L256 73H258V74L253 72L255 74L252 75L253 74L252 73V71H253L252 67H251L252 69L251 68H250L251 70L248 69L247 72L249 74V72L251 71L250 73H252L251 74L252 78H254V82H255L254 84L256 85V88L258 89V92H257L258 95H256V96L257 97L260 96L261 98H263L264 97V55L261 54V56L259 58L255 59V63L253 64ZM246 70H245V72H246ZM31 77L29 76V78H31ZM240 78H242V77H240ZM20 80H21V78H20ZM31 81H32V79H31ZM29 82H30V80H29ZM33 82H34V80H33ZM69 86L70 87H68V88H71L73 91L77 92V91L81 90L80 91V95H82V96L85 95L86 91L83 90V87H84V81L83 80H81L79 82L77 81L76 83H74V85L72 87H71V85H69ZM250 86H253V85H250ZM51 91H53V90H51ZM148 92L149 93L150 92L153 93V95L158 93V91H148ZM148 92H147V94H149ZM151 93L148 96H150ZM223 95L225 96V94H223ZM36 99H40V102H41V98H36ZM5 100H4V102H5ZM256 100L258 101L259 99H256ZM14 101L15 100H12V98H11L12 106L14 105ZM261 101H262V99H261ZM25 103L26 102H24V104ZM188 103L190 105L192 104L191 98H188ZM21 104L22 103H20V105ZM214 105H215V103H214ZM215 106H217V105H215ZM28 107H30V106H28ZM28 107H26V108L28 109ZM221 107H219V105H218V108H221ZM245 107L248 109L247 112H244V110H243V108H245ZM37 108H38V106H37ZM20 109H19V111H20ZM224 110H226V108H224ZM18 112H17V114H18ZM79 115H81V114L79 113ZM184 115H185V113H184ZM0 116L2 117V114ZM14 116H15V114H14ZM233 118H235L234 119L235 121L238 119L239 122L237 124H233L232 122H229V121H232ZM16 119H19V118L16 117ZM10 120H12V119H10ZM130 120L133 121L134 123H142V124L147 125L149 127V129H150V132H151V135L149 134L150 137H148V138L146 137L147 135L143 131L144 129L142 131H140L141 128L140 129L139 128L138 129L132 128L129 125ZM227 120H229V121H227ZM14 121H16V120L14 119ZM196 121H198V122H196ZM194 122H196V123H194ZM193 123H194V125H193ZM17 129H18V132H16ZM96 129H98V126H96ZM200 130H198V131H200ZM134 131H136L139 136L134 138V139H132L131 135H132V133ZM194 132H196V131H194ZM110 134H112V133H110ZM17 135H18V137H19V135H21L20 138H18ZM45 135H47V136H45ZM180 135H181V133H180ZM246 135L243 134V136H246ZM111 137L112 136L110 135V139H111ZM37 140H39V141H37ZM15 141H13V142H15ZM152 141H154L155 145L151 144ZM191 142H193V141H191ZM144 145H146V146H144ZM169 145L170 146L172 145V147H169ZM173 145L177 149L173 148ZM178 145H180L182 147L181 150L178 149V148H180ZM222 146L224 147V144ZM155 149H156V153L154 154V150ZM230 151L234 152L232 148H231ZM237 157L240 159V161H241V163L243 165L254 166L256 164L258 165V163L260 162L259 159L258 160L256 159L257 157L255 156V154H254V156L253 155L249 156L247 154V156H245V157H244V155L242 156V155L237 154ZM261 157H263V156H261ZM72 158L73 159L70 162L71 164L73 163V160L75 159V156L73 155ZM176 159L178 160L179 158L177 157ZM108 161L111 162V165H112L111 169L112 170H116V171L121 172L122 179L120 178V180L123 181L122 183L120 181H118L119 179L115 180L116 176H115L114 173H112V171L105 169L106 168V164L108 163ZM151 166L152 167L150 168V170H153V171L156 170L155 169V167H156L155 163L153 165H151ZM262 167H263V165H262ZM20 168H21V170H20ZM199 169H200V167H199ZM207 169H206V172H207ZM201 170H203V169H201ZM154 173H155V171H154ZM209 173L210 172H208V174H205V175L209 176ZM234 176H240V179L242 181H235L232 178ZM41 177H42L43 180H45L46 173H43L41 175ZM241 177H244V179L241 178ZM231 178H232L233 181L229 180ZM163 179H165V178H163ZM227 180L229 182H231V184H233V186L230 185L229 188H225L224 183L225 184L226 183L230 184L229 182H227ZM244 180L247 183V185L245 184V182H243ZM169 182H171V181H169ZM112 184L116 185V193L112 192V189H111V185ZM5 187H7L6 183L3 184V182H0V191L1 192H3V193L5 192V190H6ZM46 189H48V191L52 192V193L55 192V191H53L54 189L56 190V188L53 189L52 187L51 188L47 187ZM49 189H51L52 191L49 190ZM44 192L47 193V190L46 191L40 190V192L38 190V192H33L32 193V196H34L33 198L38 197V196H42V197H38V198H40L41 202L34 203L32 201L25 200V194H26L25 191H22L20 193H16V191L14 192L12 190L10 191V193H14L13 195L15 196L14 200H13L14 202L12 204L11 211L13 210V208L15 206H20L21 214H22L18 219L11 220V224H12L11 227L13 229L11 228L12 234H11V238L9 239L10 240L9 244H10L11 247H13L14 250L18 249V248L14 247L15 246V244H14L15 241L18 240L21 235H23L25 232H27V230H29V228H31V230L33 229L32 228L33 224L31 222V217L33 216L32 212L36 211V209H38L39 205H41V204H43L42 209H41V213H43V215L41 214V216H40L41 219L39 217H37L38 218V221H37L38 227L42 228L43 224L44 225L46 224V227L49 229L48 232H51V231L58 232V233L62 232V230L59 229V227H58V225L56 223L57 222L56 220H57V217H58V212H57L58 210L56 208V205L52 204L53 201L51 202V200H50L51 203L49 202L50 204L48 203V206L47 205H46L47 207L45 206L46 210L43 209L44 208V204H45L44 198L46 197L44 195L45 194ZM144 193H145V195H144ZM15 194H17V195H15ZM164 194H166V191H165ZM113 195H114L115 199L113 198ZM75 197L80 200V197L77 194L75 195ZM41 198H43V200ZM99 198H101V197H99ZM148 199H150L151 205L150 204L148 205ZM184 199H185V197H184ZM241 201L242 200H239L238 206L241 209H244L245 212H249L251 205L244 204V202H243L244 200L242 202ZM226 203H227V207H229V209H232L231 206H228L230 204V201H229V204H228V201H226ZM226 203L224 205H226ZM116 204H117V206H119L118 208L120 209V214L122 215V218L123 217L126 218L127 221L129 222V225L132 228L131 229L132 231L129 230L130 233L125 231L126 230L125 227H124V231L125 232L123 233V229H122L123 226H120L123 223L122 222L123 220H121L122 218L121 219L120 218L117 219V218L113 217V210L112 209H113L114 205L116 206ZM230 205H232V204H230ZM149 206H151V207H149ZM131 207H132V205H131ZM224 207H226V206H224ZM224 207H223V211L225 213V210L228 209V208H225V210H224ZM172 208H174V210H172ZM256 208H257L258 212H262V211L264 212V208L262 206L258 205V206H256ZM43 211H45V212H43ZM46 211H47V213H46ZM214 211L215 210L213 209L212 212H214ZM231 211H233V209ZM228 212H229V210H228ZM228 212L225 213V214H229ZM4 213L5 212H1L0 213V225L3 223V215H4ZM44 213H46V216H45ZM214 213H218V212L215 211ZM233 214H235V213H233ZM23 215H24V217H22ZM227 216L229 217V215H227ZM102 218H103V220H105L104 222H101ZM175 218H176V216H175ZM179 218H181V217L179 216ZM177 219H176V221H178ZM137 223H140V222H137ZM148 223H147V225H148ZM177 225H176V227L179 226V225L178 226ZM118 226H120V229H122V230H120ZM124 226H125V224H124ZM115 227L119 231L117 230V232H116ZM241 227H243V225ZM243 228H241L242 229V231H241L242 233L244 232ZM126 233H128V235ZM261 234L257 237V240L259 242H261L263 244V246H264V234L263 233H261ZM124 235L122 236V239L124 238ZM157 235H158V233H157ZM261 236H263V238H261ZM134 237H135V235H134ZM85 238H83V239H85ZM241 238H242V240H245V241H252L251 238H248V237L244 236L243 234H242ZM153 239H154V241H156L155 238H153ZM106 240H108V239H106ZM120 241H121V239H120ZM123 241L124 240L121 241L122 244H125V242H123ZM104 242H102L103 244H101V246L104 245ZM166 243L167 242H163V241L159 240L157 245H159V247H162V246H166L167 245ZM155 244L153 245V248H155ZM145 245L147 246V242H146ZM149 245H151V243L148 244V246H147L148 248H151ZM11 247H9V248H11ZM46 249L43 248V250L41 249L39 252H37V256L38 257H42V258L46 257L47 256V250ZM192 249L190 248V246L189 247L185 246L184 243L181 246V250H183L185 253H187L191 257L192 261H194L195 264H205V260H203V257L201 255H198V254L194 253ZM160 252H161V250L159 248L157 250V253H155L154 256L152 257L151 256V252L148 251V253L150 254L149 257L151 256L153 258V260H154L153 261L154 264H162L163 261H161V253ZM235 252H237L238 255ZM119 255H121V254L119 253ZM236 256H238V257H236ZM129 257H132V255L129 256ZM207 262H208V264H210L209 261H207ZM7 263H9V261L7 262V258H5L0 252V264H7ZM218 263H220V262H218ZM11 264H14V263H11Z\"/></svg>",
  "mask_w": 264,
  "mask_h": 264
},
{
  "label": "flooded vegetation",
  "instance_id": "flooded-vegetation-1",
  "mask_svg": "<svg viewBox=\"0 0 264 264\" xmlns=\"http://www.w3.org/2000/svg\"><path fill=\"white\" fill-rule=\"evenodd\" d=\"M134 59V58H133ZM129 60V59H128ZM128 67V69L125 70L124 73H115L112 75L107 76L106 75V71L103 73L104 76H107L109 80H103L106 85H108L109 90L108 91H104L103 92V98L100 99V101H103V99L105 100L106 98H111L112 96L115 97L116 99L119 97V94L121 92L120 90V84H122L123 80H126L129 76H131L133 74L134 69H136V66H133L132 64H127L126 65ZM119 66H113L111 69L115 70V69H119ZM111 101V100H108ZM109 103V102H108ZM99 108H103L102 106H100ZM72 111V109H70ZM196 137L204 140V138L201 136V133L196 132ZM218 148V146H217ZM229 149H227L228 151ZM228 156H231L230 153H228ZM206 173L203 170H197L194 173H184L182 175V178H184V182H200V181H205L209 179L208 175H205ZM146 180L148 181H153L152 175L151 173L145 175ZM174 182L176 181L175 179H172ZM181 184V183H179ZM177 184V185H179ZM177 185H169V189L170 191H172L173 188H175ZM171 187V188H170ZM75 196V195H73ZM79 200V199H77ZM81 203H83L84 205H81L80 203H75L74 205L77 207H80L78 209H75V211L79 212V213H84L86 217H90L96 214V209H101L102 206H100L99 204H97V202L94 201L93 198H88L87 201L85 200H79ZM90 204L92 206H95L94 209H92L91 207H89V205L86 204ZM99 203V202H98ZM41 236V232H36V239H38ZM14 250V249H13ZM16 250V249H15ZM52 250V249H51ZM20 252L24 253L25 256H20L21 258H23V260H21V262L19 264H51V261L48 262H43V259L37 258V253H34V250L32 248H26V249H21ZM68 253L69 255L75 256L76 252L74 251V249H70L68 248L67 250L64 251V255ZM36 254V256H35ZM59 260H57L58 262Z\"/></svg>",
  "mask_w": 264,
  "mask_h": 264
},
{
  "label": "crops",
  "instance_id": "crops-1",
  "mask_svg": "<svg viewBox=\"0 0 264 264\" xmlns=\"http://www.w3.org/2000/svg\"><path fill=\"white\" fill-rule=\"evenodd\" d=\"M199 133H200V131H198ZM256 151H258V150H256ZM247 152L245 151L243 154H242V156L244 155V157L245 156H247ZM260 156H263V157H260V161H262V162H260L258 165L256 164V165H254V166H251V165H244V166H242L243 167V170H240L243 174L245 173V171H249L250 169V171H252L253 173H255V175H256V173H258V177L260 176V174H262V172H263V174H264V153L263 152H261L260 151ZM249 156H252V155H250V154H248ZM234 159L237 161V163H238V165L239 166H241V161H240V159L238 158V157H234ZM262 163V164H261ZM262 165H263V167H262ZM262 172H261V171ZM229 167H228V170H227V175H229ZM242 174V175H243ZM257 176V175H256ZM244 177H245V174H244ZM244 177H241V178H243L244 179ZM232 178H234V179H239L240 178V176H234V177H232ZM247 178V182L249 183V182H252L253 183V185H255V187H256V185H257V182H255V180H252L251 178H248V176H246L245 177V179ZM210 182V179H208V180H205V181H200V182H197L196 184H195V186H194V188H196V189H201V190H208V189H210L211 187H210V185H208V183ZM244 182H245V180H244ZM246 183V182H245ZM251 183V184H252ZM147 184L148 185H150V186H152L153 185V182L152 181H148L147 180ZM247 184V183H246ZM250 184V183H249ZM250 184V185H251ZM260 183H258V185H257V187L258 188H261V186L259 185ZM145 194V193H144ZM193 196H195L196 198H197V191H194L193 193ZM243 195H244V198H248L247 197V195L245 194V193H243ZM250 198V197H249ZM249 198L247 199V200H249ZM250 199H252V198H250ZM254 201V200H253ZM256 201V200H255ZM259 204H261V203H259V200H258V202H255L254 203V205L252 206L253 207V210H257V208H256V206H258ZM250 208H251V206H250ZM74 222H75V219L74 218H69L67 221H65V222H63V225L66 227V228H70V227H73L74 226ZM126 224L128 225V222H126ZM7 226H9V225H7ZM62 233V232H61ZM61 233H58V232H53V233H51V237H47V239H46V241H44V243H43V240H42V237L40 236L38 239H36V241L31 245V247L30 248H32L34 251L35 250H39L40 249V247H38L39 245H41L42 243L43 244H45V245H50V244H52V241L51 240H54V241H56V245H57V242L58 241H60V240H62V239H64V238H66V237H63V234H61ZM70 239V238H69ZM71 241V242H70ZM70 241H68V242H66V243H63L62 244V247H60V248H52V250H48L47 251V255L48 256H56V257H63L64 256V251L65 250H67L70 246V243H72V242H74V241H76L75 239H72V240H70ZM172 246V245H171ZM169 247L168 248V252H170L172 249L174 250V251H177L178 253H182V254H185L184 252H183V250H181V247L180 246H177L176 245V247L173 245V247ZM54 247V246H53ZM180 247V248H179ZM11 249V248H10ZM119 253L121 254V255H119ZM116 255L117 256H120L121 257V260H122V263L121 264H123V262H125V261H127V260H129L130 258H132V257H129V256H133V253H132V251L131 250H129L128 249V247H125V246H122V247H120L119 249H117L116 250ZM124 255V256H123ZM123 256V257H122ZM48 261H51L50 259H44L43 260V262H48ZM58 264H66V259L65 258H62L61 260H59L58 261Z\"/></svg>",
  "mask_w": 264,
  "mask_h": 264
}]
</instances>
